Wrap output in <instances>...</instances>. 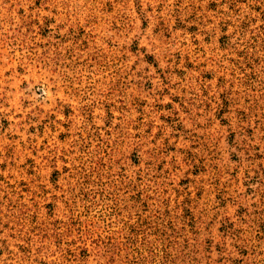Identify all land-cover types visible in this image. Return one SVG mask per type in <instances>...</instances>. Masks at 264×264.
<instances>
[{
    "label": "rangeland",
    "instance_id": "374dc122",
    "mask_svg": "<svg viewBox=\"0 0 264 264\" xmlns=\"http://www.w3.org/2000/svg\"><path fill=\"white\" fill-rule=\"evenodd\" d=\"M0 264H264V0H0Z\"/></svg>",
    "mask_w": 264,
    "mask_h": 264
}]
</instances>
